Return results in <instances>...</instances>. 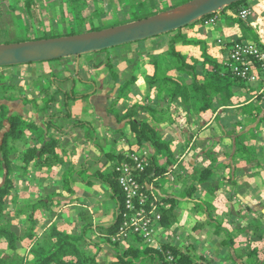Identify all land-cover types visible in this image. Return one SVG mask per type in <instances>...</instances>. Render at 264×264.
Wrapping results in <instances>:
<instances>
[{"label": "crops", "instance_id": "crops-1", "mask_svg": "<svg viewBox=\"0 0 264 264\" xmlns=\"http://www.w3.org/2000/svg\"><path fill=\"white\" fill-rule=\"evenodd\" d=\"M226 12L229 13V9ZM194 30L198 31V26H195ZM232 30L225 29L217 39L231 41L239 38V33ZM162 36L164 35L146 40H149L150 44L152 42L158 46ZM161 45L164 46V49L167 47L165 44ZM217 46L219 47L218 42ZM106 58V53L93 52L57 59L59 63L53 67L42 63L20 65L21 70L25 73L32 70V73L36 74L33 76L36 80L42 74L49 77V82L41 88L49 89L50 94L55 96L54 112L41 113L35 108L30 109L28 106L30 104L24 102L23 99L6 102L10 110L13 105L19 106L20 109L15 112L41 126H45L47 121L53 125L49 133L60 140L61 159L73 170L69 174V191H71L69 192L63 187L59 168L40 167L32 162L23 167L21 159L18 158L14 161L18 166L14 173V180L15 192L19 198L35 201L53 193L62 194L54 197V201H59L61 204L56 203L48 209L36 211L35 237H41L52 225H57L69 232L74 231L79 223V212L85 209L90 212L93 219V228L87 233L85 245L92 255L99 258L101 264H104V261L106 264L115 261L118 255L117 250L106 239L109 236L108 233L98 230V227L109 228L116 223L119 204L112 187L94 174L98 172V169L108 171V166L112 165L113 160H108L107 152H119L129 148L124 136L129 128L126 121L119 122L116 116L108 111V105L117 90V83L110 77L108 68L103 64ZM71 59L75 60L74 67L63 64ZM112 61L117 70H124L118 61ZM38 66L45 70H35ZM28 67L30 68L27 70ZM58 67L61 68L58 69ZM64 67L65 69H63ZM65 70H71V72H65ZM247 87L249 86L244 85V87L239 86L234 89L231 104L228 105L218 99L213 109L206 112L196 111L195 116L191 117V124H188L187 116L181 118L184 115L181 114L179 116L180 126L177 121L172 128H169L175 138L171 143V148L175 154V163H178L174 165L175 170L173 171L176 172V176L172 172L173 180L171 181L168 175H164L157 180L159 187L155 184L154 186L161 195L177 200L178 206L175 209L177 220L170 229L159 231L160 238L157 236L158 242L155 245L167 241L183 252L190 253L195 264H241L243 259L238 256L244 254V249L250 246V240L246 235L237 230L244 222L239 215H236L234 220L232 219L230 209L233 205L226 197L230 191H233V202L238 203L237 205L235 203L236 209L243 210V214L245 210V203H242L244 196L238 190L243 191L246 183L250 184L248 186L256 188L262 177L257 175L258 172L253 173L252 171L263 168L262 172H264V158L254 156L250 160L244 156H234L236 152L234 138L226 134L234 124L232 122L236 120L237 132L246 137L245 145L248 150L257 149L259 151L260 148H264V118L260 121V118L264 116V111L257 119L253 118L256 116L255 114L249 115L242 111V108L252 103L258 95L262 96V105H264V93L249 92ZM41 88L39 87L37 92L31 94L32 97L22 95L28 100L35 99L40 109L43 108L42 99L44 96ZM59 90L64 93L74 92L72 95L75 96H87L70 100L68 110L64 106L65 96L58 92ZM68 114L70 117H67ZM244 117L249 118V121L251 118L256 121L249 124L248 119H243ZM77 121L88 122L93 130L88 131V129L76 125ZM165 124L164 122L159 125L152 123V126L162 133ZM187 134L190 138L189 141L186 140ZM34 145L35 141L29 140L24 145L18 144V150L23 152L26 147ZM151 151L153 150L151 149ZM159 160L161 164L164 163L161 158ZM211 164L213 165L211 181L215 187L210 185L206 188L196 180L194 181L196 191L192 194L194 200L192 196L190 198L185 196L188 193L184 189V186H187V175L193 169L209 167ZM104 165L105 167H103ZM201 197L214 205L215 217L221 219L222 226L238 234L235 237L234 245L229 246L224 243L223 235L218 234L214 230V226L207 222L208 213L206 210L197 208L195 202L202 201ZM191 201L194 202L193 205H184ZM238 210L235 211L238 212ZM22 224L25 231L28 224L24 221ZM262 241L257 245L255 242L254 245L259 248ZM28 242L34 241L28 239ZM26 247H22V249L25 250ZM29 249L30 247L27 248V250ZM259 259L262 260L261 256Z\"/></svg>", "mask_w": 264, "mask_h": 264}, {"label": "trees", "instance_id": "trees-1", "mask_svg": "<svg viewBox=\"0 0 264 264\" xmlns=\"http://www.w3.org/2000/svg\"><path fill=\"white\" fill-rule=\"evenodd\" d=\"M103 1L105 2V0ZM187 1L189 0H175L172 3H166L162 10H153L150 12V15L166 11ZM244 1L241 0L224 9H235L237 12H240L242 9L248 8L246 5H240ZM67 5L69 10H71L70 3H67ZM236 7L239 9L237 10ZM193 25L195 23L189 26ZM100 29L95 28L94 30ZM169 35H173V37L165 55L175 63L174 69L179 73V76H173L165 69L160 55H153L148 60L152 68V73L146 75V82L151 89L156 88L158 96H161L165 101L170 100L174 103L172 107L175 110L174 112L170 111V113L176 114L177 116L187 114V119L191 120V117L195 116L194 112H206L213 109L218 99H221L222 102L228 105L231 104L233 102L234 89L239 86H244V81L236 77L230 67L225 64L226 49L219 45V47H215L219 54H213L205 41L194 36L189 37L185 33L184 28L170 32ZM245 40L250 39L237 38L232 41L243 42ZM246 42H254L264 47L255 38L252 41ZM197 48L200 49L199 53H197ZM101 53L107 54V58L103 64L108 68L110 77L119 84L120 93L117 99L124 98L125 91L129 89L131 84L136 82L135 75L125 83H120L119 72L114 62L110 59L109 51L105 50L101 51ZM200 61H203L202 70L198 69ZM4 87L8 90L12 89V86L7 87V85H4ZM41 92L44 95L42 99L43 108L41 109L35 99L28 100L16 92L14 94L10 93L9 96L4 94L0 95V242H4L8 249L15 253L19 249L20 242L24 239L35 241L27 256H17L16 258L11 255L6 258L0 254V264H101L99 258L96 255H92L85 245L87 243V233L93 228V219L89 211L84 209L79 212V223L74 231L69 232L57 225H52L41 237L36 238V211L39 209H48L56 203H60L59 201H54V197L61 196L62 194L53 193L46 198L35 201L29 199L21 205L19 203L17 205L16 203L14 173L18 169V166H16L14 161L18 158L21 159L23 167L28 166L32 162L40 167L59 168L63 187L67 191L70 190L69 174L73 170L69 164H64L61 159L59 152L61 150L60 140L49 133L53 125L47 121L45 126H41L37 122L25 118L24 115L11 111L6 104L9 101L23 99L24 102L33 103L36 110L41 111V113L54 112L55 96L51 95L47 88H41ZM58 92L65 96L64 106L68 110L70 100L87 96H75L72 95L74 92L64 93L61 90ZM263 107L262 96L258 95L252 103L243 107L242 111L249 115L255 114L258 118L264 111ZM180 109L184 112L180 111ZM108 111L114 114L119 122L126 121L128 127L135 134V139L128 142L129 148L127 150L106 153L108 160H113L112 165L108 166V171L98 169V172L94 174L112 187L116 193L119 209L121 210L123 208L124 194L118 182V168L122 163L130 161L132 153L142 147L149 149V164L145 172L139 176V180L145 185L153 183L158 186L157 180L164 177L169 168L178 163H175L171 141L161 137L152 124L142 117V111L155 114L157 112L155 107L138 103L128 108H122L119 107L118 100L115 99L110 101ZM67 117H70V114ZM263 118L264 116L260 118V121ZM76 125L84 127L88 131L93 130L88 122L77 121ZM236 127V124H232L230 130L226 133L227 135H236L234 138V145L236 147L234 156H244V158L246 157V159L251 160L257 154L253 153L254 151H249L247 146L243 145L244 135L238 133ZM56 128L60 129L58 126ZM29 140H34L35 145L26 147L23 152H20L18 150V144L21 143L24 145ZM159 158H164V163L161 164ZM63 170L64 172H62ZM260 170L263 171V168ZM260 170L252 172L257 173ZM173 174L176 176V172H173ZM212 174L213 165L211 164L209 167H203L198 170L196 180L206 188L210 187V185L212 187ZM194 190H196V185L191 187L189 194H193L195 192ZM12 194L13 199H8V196ZM161 198L166 204L161 210L163 214L161 229H170L171 224L176 220L175 205L177 200L173 197H165L164 195H161ZM201 203L203 201H196L197 206L199 205V208L206 210L208 213L207 222L211 226H214V230L218 234L223 235L224 243L229 246L234 245L235 237L238 234L222 226L221 219L215 217L214 205L211 202L205 203L204 208ZM240 212L238 211L236 215H242V218L245 217V213L242 214L243 210ZM12 213L17 217H23L24 222L28 224L23 234H20L13 224ZM230 214L233 217L234 214L232 215V212ZM232 219L234 220V217ZM121 222V216H117V221L112 227H98V230L108 233L107 235L109 236L106 239L109 240V244L118 252L116 260L109 264H164L165 252L167 251H171L181 264H195L190 253L183 252L167 241L162 242L159 247V245L147 243L141 234L135 232L129 234L126 238L117 241L112 240L110 235H114L118 231ZM250 222L241 224L237 230L241 234H245L252 241L251 245L257 241L260 243L264 240V224L261 225L258 223L255 226ZM251 227L255 231L250 233L249 229ZM256 245L252 247L247 246L244 249V254L238 256L240 259H243L241 264H260L259 248Z\"/></svg>", "mask_w": 264, "mask_h": 264}, {"label": "rangeland", "instance_id": "rangeland-1", "mask_svg": "<svg viewBox=\"0 0 264 264\" xmlns=\"http://www.w3.org/2000/svg\"><path fill=\"white\" fill-rule=\"evenodd\" d=\"M173 1L175 0H105V2L103 0H0V44L78 34L93 31L95 28L104 29L147 17L153 10H162L166 3H172ZM67 3H70L71 10L67 7ZM240 5H246L248 7L246 9H250V14L245 18H242L239 15V12L235 9H229L230 12L227 13L226 11L228 9L223 8L224 10L221 9L218 13L214 14V16L217 17L215 23L205 24V20L209 17L208 16L205 20L202 19L193 26L185 27L184 31L189 37L194 36L205 41L209 45L210 51L213 54H219L215 49V47H218L217 42L219 43V38L217 39V37L227 28L237 31L239 33V38H248L251 41L255 38L261 40L260 42L264 44V40H262L264 39V0H245ZM236 9L238 10L239 8L236 7ZM195 26H198V31L194 30ZM172 37L173 35L164 34V36L160 38L161 42H159L158 46L154 45L152 42L150 44L149 40H142L107 49V51H110V59L118 61L121 64L120 67L124 69L117 70L119 76L121 75L120 83H125L132 78L133 75H135L134 77L136 81L129 86V89L125 91V97L121 99H117L120 93V88L119 84H116L117 90L114 97H112V101L115 99L118 100V105L122 108H128L138 103L155 107L157 110L155 114L142 111V117L147 120L149 119L151 122L148 121L154 125H159L162 122L166 123L163 132H158L161 137L169 139L171 143L175 138L169 131V128H172L177 121H179L180 126L179 116H181V114L177 116L176 114L170 113V111L174 112L175 110V108L172 107L174 106V103L170 100L165 101L161 96H158L156 88L151 89L147 84L146 75L152 73V68L148 60L153 55H160L165 69L168 70L171 75L179 76V73L174 69L175 63L165 55V52L169 49ZM161 44H165L167 47L164 49V46ZM185 50H187V48H185ZM199 52L200 49L197 48V53ZM39 63L53 67L59 63V60L34 62L31 64L39 65ZM63 64L67 66L72 65V67H74L76 63L74 59H71V61L63 62ZM198 67L200 70L203 69V61L199 62ZM29 68L30 67H28L27 70ZM59 68L61 67H58V69ZM21 69L20 65L0 67V95L4 94L9 96L10 93L14 94L16 92L19 95L32 97L33 95L31 94L35 93V91L37 92L39 87L41 88L49 82V77L43 74L38 76L39 78L37 77L36 80L33 77L36 76V74L32 73V70L29 73H25ZM63 69H65V67ZM35 70L42 71L45 69L38 66ZM65 72H71V70H65ZM4 85H7V87L12 86V89H6ZM248 86L247 89H249L247 91L256 92L259 90L261 84L254 82ZM27 104H30L28 105L30 109L35 108L33 103L29 102ZM11 107V110L14 109V112L20 109L19 106L15 105ZM180 111L183 110L180 109ZM185 115L187 114H184L181 118H184ZM253 118L257 117L255 116ZM253 118H251V121L246 117L243 119H248V123L251 124L256 121ZM232 123L235 125L236 120ZM188 124H191L190 119L188 120ZM124 136L127 143L135 139V134L130 128L124 133ZM231 137L235 138L236 135L231 134ZM186 140H190L188 134L186 135ZM242 142L244 143L243 145H245V136ZM143 148L147 147L139 148L137 151H141ZM253 151L257 154L256 156L264 158V148H260L259 151L253 149ZM161 159L164 161V158ZM198 170L199 169H193L192 172L187 175V186L185 185L186 187L184 186V189L187 190L188 193L187 195H184L188 198L192 196V194H189V191L191 187L194 186ZM257 175L261 176L262 179L260 180L261 182H258L259 185H257L256 188H252L251 186H248L250 185L249 183H246V187L243 191L238 190L241 191V195L244 196V201H242V203H245V217L242 218V215H240L241 219L244 223L251 221L250 223H253L255 226L258 223L261 225L264 224V211H262V209H264V172L260 170ZM170 180L172 181V179ZM192 182L193 184H191ZM14 194L17 205L18 203L21 205L26 201L25 198H19L15 191ZM226 197L231 201L230 204L233 205L230 212H232V215L234 214L233 217L236 218L237 211L235 210H238L236 209L238 203H236V201L233 202V191H230ZM8 199H13V194L9 195ZM201 200L203 201L201 204L204 208V204L207 203V201L204 200L203 197H201ZM193 203L194 202L191 201L189 204L186 203L184 205L189 206L193 205ZM175 206H178V202H176ZM197 208L199 209V205ZM239 210L241 211V209ZM12 217L13 224L18 229L19 233L23 234L24 225L22 224V221H24V218L17 217L13 213ZM174 223H172L171 226H173ZM253 231L255 230L251 227L249 232L251 233ZM159 236L160 235H158V238H160ZM34 242H28V239H24L20 242L19 249L15 253L8 249L4 242H0V254L3 257L6 256V258L11 255L16 258L17 256H27L30 251V249L27 250V248H31L33 245L32 243ZM251 243L252 241L250 240V247L254 245H251ZM257 243L258 241L256 244ZM22 247H26L25 250H23ZM259 253L262 259L260 260V264H264V240L259 246ZM104 264H106L105 261Z\"/></svg>", "mask_w": 264, "mask_h": 264}, {"label": "water", "instance_id": "water-1", "mask_svg": "<svg viewBox=\"0 0 264 264\" xmlns=\"http://www.w3.org/2000/svg\"><path fill=\"white\" fill-rule=\"evenodd\" d=\"M239 1L189 0L172 9L100 30L3 43L0 44V67L81 56L169 34Z\"/></svg>", "mask_w": 264, "mask_h": 264}, {"label": "built area", "instance_id": "built-area-1", "mask_svg": "<svg viewBox=\"0 0 264 264\" xmlns=\"http://www.w3.org/2000/svg\"><path fill=\"white\" fill-rule=\"evenodd\" d=\"M216 14V13H215ZM250 14V9L239 12L242 18ZM217 17L209 16L205 24H212ZM219 45L226 49L224 62L232 73L244 81V85L257 82L261 84L258 93H264V47L254 42H235L219 39ZM149 149L132 153L130 161L122 163L118 168V182L124 194L123 208L118 211L122 222L118 231L110 235L114 241L128 237L131 233H139L147 243L156 244L162 224V208L166 206L153 183L143 184L139 176L148 166ZM175 166L169 168L166 175L173 180L171 173ZM160 247V245H159ZM164 264H181L171 252H165Z\"/></svg>", "mask_w": 264, "mask_h": 264}]
</instances>
